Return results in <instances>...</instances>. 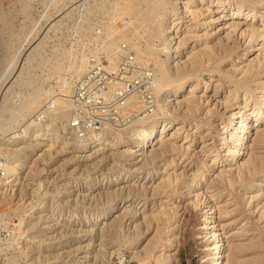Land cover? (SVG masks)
Returning <instances> with one entry per match:
<instances>
[{
	"label": "rangeland",
	"instance_id": "374dc122",
	"mask_svg": "<svg viewBox=\"0 0 264 264\" xmlns=\"http://www.w3.org/2000/svg\"><path fill=\"white\" fill-rule=\"evenodd\" d=\"M147 3L149 0H0V157L14 160L19 171L18 179L9 183L12 186L0 189V264H121V255L126 259L124 264H206L202 261L206 233L203 221L208 210L202 199L196 208L190 205V200L195 189L201 187L198 184L207 181L219 166L229 164L235 169L234 162L227 156L221 157L222 153L219 160L211 163L213 152L208 151L227 122V109L219 103L227 86L232 88L226 78L218 75L211 78L208 71H201L203 84L209 83L204 89L210 98L211 116L205 114L204 102L191 115L172 112L168 105H163L186 128L197 120L202 126L194 132L187 152L179 147L174 151L168 146L160 149V142L134 152L138 146L128 147L123 142L130 127L101 133L102 137L117 140L120 147L99 144L74 152V142L64 133L65 121H59L55 108L49 110L46 106L54 103L64 83L72 85L80 76H75L73 67L81 59L85 57L88 64L90 57L106 58L100 51L102 45L109 39L123 42L118 40L117 29L125 28L129 22L132 29L142 33L136 43L141 49L164 45L159 22L173 6L172 0H163L152 19L148 12L156 9ZM203 13L206 24H211L203 25L211 35L208 38L215 41L219 35L222 37L223 32L216 29L222 26V20L212 22L211 16L217 15ZM143 23L149 28H142ZM181 23L184 24L182 21L173 27L175 36L181 39L178 51L172 53L177 56V63L185 58L184 52L193 42L182 40L185 34ZM236 41L232 44V55L220 65L222 71L230 74L242 58L254 55L252 50H243L239 39ZM241 53L244 55L238 58ZM160 57L166 59L164 51ZM171 69L174 73L175 69ZM235 74L239 77L238 72ZM258 77L264 79V68ZM215 83H222L217 92ZM160 98L158 94V103L162 104ZM38 109L49 114L47 120L35 122L33 114ZM235 110L237 116L241 111ZM236 126L233 124V128ZM170 131L163 140L169 138ZM253 131L247 136L248 149L242 151L240 159L263 151L258 143L255 145ZM48 136L53 140L64 137L67 143L54 140L49 147ZM174 140L181 143L178 138ZM201 141L209 146L200 152ZM165 172L170 173L169 180H165L168 176ZM247 183L235 184L232 192L223 189L215 199L216 206L228 205L226 211H231L224 219L220 218L228 223L227 237L223 239L226 249L243 244L239 246L242 251H234L239 259H246L243 263L249 257L261 253L264 256V221L256 213L257 200L248 201L255 191L243 195ZM260 187L264 193V182ZM204 203L209 204L207 198ZM262 203L261 199L259 205ZM109 206L114 208L111 216L99 220L92 217ZM212 215L218 220L217 211ZM161 253L169 254L168 260H160Z\"/></svg>",
	"mask_w": 264,
	"mask_h": 264
},
{
	"label": "bare ground",
	"instance_id": "6f19581e",
	"mask_svg": "<svg viewBox=\"0 0 264 264\" xmlns=\"http://www.w3.org/2000/svg\"><path fill=\"white\" fill-rule=\"evenodd\" d=\"M149 3L153 9H156V11L152 9L153 11L148 12V16L152 19L157 16V9L163 5V0H149ZM172 3L173 6H171L168 14L162 15L160 17V24L158 23L161 26L163 32L161 35L164 42V45H161L160 48L145 47V49H143V47L141 49L136 43L137 40H139L138 37L141 36L142 33L138 29H132V22H129L125 28L123 27L120 30L117 29V34L119 37L118 40L121 39L123 41L121 43H126L131 50L135 49V51L140 54L139 56L133 50L137 60L143 63H152L150 60H153L155 63H152L153 66H156H154L156 71L154 79L156 83L155 93L156 98L158 94L161 95L160 99L162 103H158L157 99L152 113L148 116H143L140 113L142 109V103L134 97H131L127 100V110L135 112L136 117L129 125V134L127 136V140L123 141L124 145L128 147L138 146V148L135 150L131 149L135 152L142 150L144 147L153 146L156 142H160V149L168 146L171 151H174L179 147L183 148V150L187 152L191 146L189 142L194 140V132L199 130L201 125L199 126V124L196 123L198 121L197 120L196 122L193 121L191 123L192 125L190 124L186 128L183 123L177 120L176 115L171 116V114L164 108L163 105H168L170 111L172 112H177L180 114L182 113V115H191V113L198 112L197 110L199 106L204 102L205 104L207 103L205 107V114L207 112V115L211 116L210 113L208 114L209 109L211 108H208V100L210 98L205 94L204 89V86L206 88L209 83L206 84L207 82H204L203 84V79L200 76L201 71H208L211 78H214L216 75L224 77L223 79L226 78V80L232 84V88L227 86L225 91L222 92L224 94L222 97H220L221 100L219 103L220 105H223L225 109H227V111L225 110L226 113H228V115H226L227 120L225 119L227 122L225 121L226 123L222 125V130L218 128L222 132L218 139H216L214 143H211V146L208 145L209 143L203 144L202 141L200 142L201 146L199 151L201 152L203 148L209 146L208 151H211V153L213 152V154L210 155L211 163L219 160L222 153L221 157L227 156L230 158V161L234 162L235 169L233 170L229 164L225 166H219L216 173L212 174L207 181L198 184L201 187L196 188L191 195L192 199L190 200V205L194 208L199 207L201 204L200 200L202 199V204L204 205L203 207H206L205 209L208 210L206 213L208 215L204 217L205 220L203 221L205 224L204 228L206 230L205 236L203 237L205 241L203 247V250H205L202 260L203 262L206 264H264V256H261L262 253L255 257L253 256V258L249 257L250 259L246 261V263H243L246 259H239V257H237V255L234 253V251L241 248L239 246H242L243 244H238V246L235 245L236 247H233V245L232 247H229L230 244H226L229 247V250L226 249L223 239L227 237L225 228L227 226L226 224L228 223L225 224V222H221V219H224L226 214L228 215L231 211H226L228 205L227 207L216 206L215 202V199L221 195V190L229 189V191H231L235 188V184L248 182V188L244 189L243 195H246V193H248L250 190L255 191L254 195H248V201L250 199L254 200V198L257 200L256 213L258 218L262 217L263 219L261 220L264 221V193L261 191L263 188L260 187L263 186L264 182V79H260L258 77L259 71L261 68H264V0H172ZM227 5H231L232 7H227ZM204 11L208 14L217 15L216 17L210 15L212 22L222 20V26L216 29L217 31L219 30V32H223V36H216L217 39L215 41L208 38V36L211 35H209V32L205 29V27L203 28V25H211L206 24V20L203 19ZM182 21L184 22V24L181 23L183 28L182 32L185 34L182 40L186 41L191 39L193 42L191 41L192 46L190 45V49L184 52L185 58L182 60L180 59V63H177L175 61L177 56L173 57L172 53L178 51V47L181 44V39H179L178 36H175L176 34L173 30V27L177 26ZM146 22L149 23L147 20ZM147 23H143L142 28H149ZM199 30L202 32H199ZM211 34L214 35L212 32ZM236 39H239L241 44H243V50H252L254 55L247 56L244 59L242 58L241 61L239 60L240 62H237L239 65H237L238 68H232L235 71L233 73L231 71L230 74L222 71L220 65L222 61L228 57L230 52H232V49L234 48L232 47V44H235L238 41H236ZM121 43H117V39H109L105 45H102L103 47L100 51L106 55L107 59L111 63V66L116 62V51ZM163 51L166 55L165 60L161 59L160 57V54H162ZM230 55H232V53ZM242 55H244V53L238 54V58H241ZM141 56L144 57V59L141 58ZM174 61L175 63H172ZM89 62L90 59H88V63ZM86 63L87 60L84 57L80 60V63H77L73 67V72L75 73L76 77L85 72L88 65ZM171 68L175 69L174 73H171ZM177 71H179V73L175 74ZM235 72H238L239 77H236ZM220 85H222V83H219L218 85H216V83L214 84V92H217L218 86ZM71 87L72 85L70 82L64 83V85L59 89L60 93H58L57 97L53 101V104L56 106L55 111L59 121L62 119L66 121L68 118L70 109L68 96L71 92ZM215 104L216 103H214V106ZM29 105L31 106L32 104ZM235 109L241 111L237 116H234L236 114ZM221 114L222 112H220V119ZM181 120L183 121L184 119L181 118ZM235 123L237 126L233 128V124ZM229 129L233 130H230L229 132ZM168 130H171L170 136L168 139L163 140L162 138L166 135ZM251 130H254L253 132L255 138L253 140L256 141L255 145L258 143L260 146L259 148H261L263 151H260V153H257V155H250L246 159H240L239 156L243 154L242 151H244V149H248L245 145L247 142V136L249 137L248 134ZM47 138L46 145L49 147L53 146L54 140L57 142V140L60 139L53 140V137L49 136ZM177 138L178 141H181L180 144H177L174 140ZM60 140L62 143H67L64 137H61ZM99 144H105L111 148H116L120 143H118L117 140L114 141L112 139H108V137H102L101 133L91 134L87 139L76 144L74 143L73 149L74 152H80L82 150L86 151L89 147H95ZM151 150L153 149H150L149 151ZM156 151L158 152L157 148ZM152 152H155V150ZM137 154L140 155L143 154V152H137ZM185 154L186 153H183V155ZM155 156H158L157 153ZM5 162L4 171L0 177V189L6 187L11 182L14 183V181H16V179L19 177V171L15 167L16 164H14V160L7 159ZM168 174L170 173H166V175ZM165 178V180H169V175ZM9 185L12 186L13 184ZM158 186H160V183ZM154 187H156V185ZM206 198L208 199L209 204L204 203ZM259 199L260 201L261 199L263 200V203L260 205ZM226 204H228V202H226ZM256 209L254 208V211ZM113 211V206H109L101 213L95 214L92 217H95L96 220H99L106 218L109 215L111 216ZM161 211H163V206ZM215 211L218 212V220H215L212 215ZM258 244H262V242H258ZM257 247H259V245H257ZM249 248H251V246H249ZM238 251H242V249H239ZM160 258L163 260H168L169 254L164 255V253H161L159 259ZM120 261L121 264L125 263L126 259L124 258V255H121ZM142 261L145 262L146 259L144 258Z\"/></svg>",
	"mask_w": 264,
	"mask_h": 264
},
{
	"label": "built area",
	"instance_id": "2783aa9c",
	"mask_svg": "<svg viewBox=\"0 0 264 264\" xmlns=\"http://www.w3.org/2000/svg\"><path fill=\"white\" fill-rule=\"evenodd\" d=\"M89 59L85 72L74 80L68 96L70 109L64 133L75 144L91 134L128 128L136 117L135 112L127 110L129 98L134 97L142 103L140 113L143 116L152 113L157 100L153 64L137 60L126 43L118 46L116 62L112 66L107 57L101 55ZM46 106L49 110L56 107L52 103ZM48 115L40 109L33 114V119L42 122ZM4 161L0 157V177Z\"/></svg>",
	"mask_w": 264,
	"mask_h": 264
}]
</instances>
